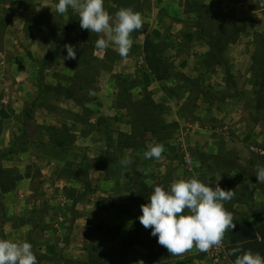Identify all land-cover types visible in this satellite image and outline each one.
<instances>
[{"label":"rangeland","instance_id":"obj_1","mask_svg":"<svg viewBox=\"0 0 264 264\" xmlns=\"http://www.w3.org/2000/svg\"><path fill=\"white\" fill-rule=\"evenodd\" d=\"M57 3L0 0V239L38 264H213L195 249L160 262L138 219L155 186L197 178L235 192L216 263L264 257V0H104L144 18L127 58Z\"/></svg>","mask_w":264,"mask_h":264},{"label":"clouds","instance_id":"obj_2","mask_svg":"<svg viewBox=\"0 0 264 264\" xmlns=\"http://www.w3.org/2000/svg\"><path fill=\"white\" fill-rule=\"evenodd\" d=\"M69 9L78 14L81 29L100 36L95 44L98 50L114 46L121 58L129 56L134 43L132 33L141 30L145 22L142 14L131 7L110 15L104 0H58L57 13L66 15ZM64 47L65 59L75 60L74 47L70 44ZM89 94L94 95L91 90ZM164 152V145L157 143L144 152V158L159 160ZM120 163L128 166L133 160L126 156ZM256 178L259 184H264V166H257ZM209 184L190 178L174 181L169 190L157 185L148 203L140 206L139 222L152 230L151 235L157 237L158 244L169 255H184L193 249L206 253L222 247L226 234L235 228L234 216L224 205L235 197L234 190H224L219 183L215 188ZM229 255L236 256L234 264H264L260 253L243 251L240 246L231 249ZM0 264H38V260L31 243L0 239Z\"/></svg>","mask_w":264,"mask_h":264},{"label":"trees","instance_id":"obj_3","mask_svg":"<svg viewBox=\"0 0 264 264\" xmlns=\"http://www.w3.org/2000/svg\"><path fill=\"white\" fill-rule=\"evenodd\" d=\"M224 33V32H223ZM253 61L255 62V58H253ZM262 74L264 75V71L262 72ZM68 96H69V93L67 92L66 93ZM59 137L60 138H56V137H50V139H51V141L57 146V147H63V146H65V145H70V144H72L73 143V141H74V136H72L71 137V140H70V143L68 142H66L64 139H63V136H60L59 135ZM168 254V252H167V250H166V248H164V247H161L160 248V252H159V257H160V262L163 260V257L165 256V255H167ZM166 264V263H165Z\"/></svg>","mask_w":264,"mask_h":264},{"label":"built area","instance_id":"obj_4","mask_svg":"<svg viewBox=\"0 0 264 264\" xmlns=\"http://www.w3.org/2000/svg\"><path fill=\"white\" fill-rule=\"evenodd\" d=\"M219 249H220V247L213 248L210 251L205 253L209 258H211V260L213 261V264H217L216 262H218V260H219V256H218L219 255Z\"/></svg>","mask_w":264,"mask_h":264},{"label":"crops","instance_id":"obj_5","mask_svg":"<svg viewBox=\"0 0 264 264\" xmlns=\"http://www.w3.org/2000/svg\"><path fill=\"white\" fill-rule=\"evenodd\" d=\"M142 4H143V0H142ZM146 23H149V21L147 20ZM140 246H141V245H134V247H136V248L138 249L136 255L138 254L139 256L142 255V253H143L142 251H143V250L146 251V249H147V248H146V249H142L141 251H139ZM147 253H148V252L146 251V254H147ZM153 264H154V263H153Z\"/></svg>","mask_w":264,"mask_h":264}]
</instances>
